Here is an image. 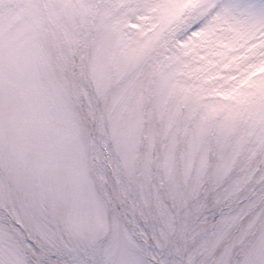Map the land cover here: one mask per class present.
<instances>
[{
    "label": "snow or ice",
    "instance_id": "1",
    "mask_svg": "<svg viewBox=\"0 0 264 264\" xmlns=\"http://www.w3.org/2000/svg\"><path fill=\"white\" fill-rule=\"evenodd\" d=\"M0 264H264V0H0Z\"/></svg>",
    "mask_w": 264,
    "mask_h": 264
}]
</instances>
